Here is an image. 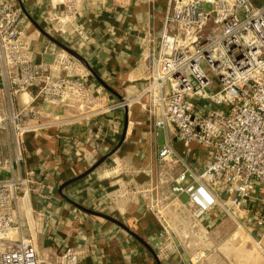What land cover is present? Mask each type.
Segmentation results:
<instances>
[{
    "label": "built area",
    "instance_id": "obj_1",
    "mask_svg": "<svg viewBox=\"0 0 264 264\" xmlns=\"http://www.w3.org/2000/svg\"><path fill=\"white\" fill-rule=\"evenodd\" d=\"M72 1L62 7L49 0L40 17L45 30L79 49L88 39L86 17ZM139 1L149 6L139 61L148 72L132 94L112 99L55 43L36 50L26 34L36 13L28 0H0V264H81L77 246H61L51 258L22 234V220L33 217L30 196L44 199L55 189L29 166L27 136H70L73 125L90 122V138L102 140L112 124L104 117L135 103L147 110L151 132L172 130L186 149L181 154L166 142L157 151L170 173L163 198L138 183L118 195L144 196L166 234L173 227L165 209L186 194L197 221L214 209L245 212L247 226L264 238V1L162 0L160 28L153 23L158 0ZM58 106L65 112L52 110ZM194 145L204 157L189 161ZM194 245L193 258L202 262L203 246Z\"/></svg>",
    "mask_w": 264,
    "mask_h": 264
},
{
    "label": "crops",
    "instance_id": "obj_2",
    "mask_svg": "<svg viewBox=\"0 0 264 264\" xmlns=\"http://www.w3.org/2000/svg\"><path fill=\"white\" fill-rule=\"evenodd\" d=\"M28 1L36 13L31 11L33 19L26 34L39 50L54 43L40 29L45 30L46 23L40 15L50 11L49 0ZM55 1L59 5L62 1V7L73 2ZM76 5L86 17L88 39L79 49L73 48L86 61L88 66L83 67L110 98L132 94L148 72L139 61L140 38L150 26L149 6L139 0H78ZM157 5L153 23L160 28L165 4L158 0ZM72 27L68 25L67 29L72 31ZM65 109L52 108L58 112ZM104 120L112 124L108 135L98 141L90 138V122L73 125L70 136L63 133L58 137L55 130L38 138L27 136L29 166L38 175H46L55 187L44 199L31 195L32 221L22 220L23 236L36 243L45 256L54 257L61 246H77L82 251L81 264H209L194 260V243L202 244L201 236L206 239L211 228L230 222L242 224L246 234L261 240L260 233L247 226L245 212L228 214L214 209L197 221L194 205L186 194L173 199L165 209L173 227L172 233L166 234L153 212L146 209L144 196L118 195L119 188L138 183L144 188L153 187L155 195L163 198L169 193L170 173L159 162L157 151L170 142L184 154L185 146L172 130L155 128L151 132V119L140 103L108 114ZM72 140L77 148L71 145ZM186 156L191 161L204 154L194 145ZM69 180L72 181L62 187ZM115 195L117 201L112 199ZM157 245L165 247V256ZM261 247L264 250V244Z\"/></svg>",
    "mask_w": 264,
    "mask_h": 264
},
{
    "label": "rangeland",
    "instance_id": "obj_3",
    "mask_svg": "<svg viewBox=\"0 0 264 264\" xmlns=\"http://www.w3.org/2000/svg\"><path fill=\"white\" fill-rule=\"evenodd\" d=\"M243 230L245 229L235 222L211 228L206 239H202V236V241L200 239L203 246L202 261L209 264H250L252 261V264H264V250L261 247L264 238L254 239ZM251 258L253 260H249Z\"/></svg>",
    "mask_w": 264,
    "mask_h": 264
},
{
    "label": "water",
    "instance_id": "obj_4",
    "mask_svg": "<svg viewBox=\"0 0 264 264\" xmlns=\"http://www.w3.org/2000/svg\"><path fill=\"white\" fill-rule=\"evenodd\" d=\"M41 31L49 38L51 39L56 45H58L59 47H61L62 49H64L65 51H67L69 54H71L73 57H75L76 59H78L84 66H88L86 61L84 60V58L74 49L70 48L69 46H67L66 44H64L63 42H61L60 40L56 39L55 37H53L52 35L48 34L45 30H43L42 28H40ZM72 180H69V182H66L65 184H63L62 187H65L67 184H69ZM148 246V245H147ZM149 247V246H148ZM151 249V247H149Z\"/></svg>",
    "mask_w": 264,
    "mask_h": 264
}]
</instances>
